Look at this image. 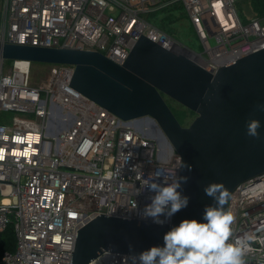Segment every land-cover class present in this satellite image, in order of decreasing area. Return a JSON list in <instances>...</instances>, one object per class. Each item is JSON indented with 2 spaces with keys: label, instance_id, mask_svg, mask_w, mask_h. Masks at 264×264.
Instances as JSON below:
<instances>
[{
  "label": "built area",
  "instance_id": "1",
  "mask_svg": "<svg viewBox=\"0 0 264 264\" xmlns=\"http://www.w3.org/2000/svg\"><path fill=\"white\" fill-rule=\"evenodd\" d=\"M246 1L0 0V42L99 51L122 64L144 35L214 72L264 47V18L237 8ZM171 2L182 4L200 50L147 18ZM12 61L0 58V232L12 224L15 248L0 264H70L80 227L100 213L141 219L155 194L145 183H170L180 157L68 85L74 65L51 64L32 84L30 61ZM226 210L236 217L231 240L254 236L245 264H264V172L236 186ZM132 256L103 250L88 264H135Z\"/></svg>",
  "mask_w": 264,
  "mask_h": 264
},
{
  "label": "water",
  "instance_id": "2",
  "mask_svg": "<svg viewBox=\"0 0 264 264\" xmlns=\"http://www.w3.org/2000/svg\"><path fill=\"white\" fill-rule=\"evenodd\" d=\"M0 58L74 65L68 85L122 120L152 119L168 151L191 166L179 169V176L189 179L178 191L189 203L170 222L161 226L100 213L76 231L70 264H88L103 250L139 255L162 247L164 235L183 220L206 222L205 207L216 203L205 194L207 185L222 183L230 195L264 172V110L259 107L264 105V47L214 72L186 50L164 47L144 35L122 64L99 51L12 42H0ZM164 96L195 113L187 126L180 124ZM251 119L261 122L258 138L246 134Z\"/></svg>",
  "mask_w": 264,
  "mask_h": 264
},
{
  "label": "clouds",
  "instance_id": "3",
  "mask_svg": "<svg viewBox=\"0 0 264 264\" xmlns=\"http://www.w3.org/2000/svg\"><path fill=\"white\" fill-rule=\"evenodd\" d=\"M259 107L264 110V105ZM260 127L259 120L251 119L246 122V134L258 138ZM179 168L191 170V166L186 165L182 158L179 159ZM188 179L187 176H176L170 183H145L144 188L155 194L149 197L150 203L143 208L140 218L151 219L162 226L176 212L187 207L189 197L182 195L178 189ZM204 192L216 202L213 206L205 207L203 219L206 222L183 220L164 235L162 247L153 246L139 255H133L135 264L137 261L139 264H245L244 257L254 236L245 234L231 240L236 217L224 207L229 197L227 188L222 183L214 182L207 185Z\"/></svg>",
  "mask_w": 264,
  "mask_h": 264
},
{
  "label": "rangeland",
  "instance_id": "4",
  "mask_svg": "<svg viewBox=\"0 0 264 264\" xmlns=\"http://www.w3.org/2000/svg\"><path fill=\"white\" fill-rule=\"evenodd\" d=\"M161 1L165 2L164 0ZM243 4L244 5H242L241 2L237 3V8L240 13L243 12L244 6L246 7L249 6L248 1L244 2ZM159 9L147 14L149 20L153 21L155 24L156 22H160L162 18L161 16L158 15L154 16V14L159 11ZM175 15H178V13L176 12ZM0 21H1V15H0ZM165 25L166 27L172 30L171 35L173 36V38L183 43L184 45L193 48L194 50L197 51L200 50L199 44L195 36L193 35L191 31V27L189 26V22L186 18H177L176 20L173 18V21L166 23ZM5 66L6 67L15 66V63L12 60H6ZM52 68H55V66L48 63L29 62L28 70L30 74L31 83L37 84L47 79ZM164 98L167 104L169 105V107L171 108V110L173 111V113L175 114V116L177 117L180 124H182L183 126H187L193 120V118L195 117V113H193L192 111H190L189 109H187L186 107L179 104L178 102H176L175 100H173L168 96H164ZM55 117L52 118L53 122H56ZM133 125L136 129L143 131L145 135L153 138L157 143V145L158 144L160 145V146L158 145V147H160L161 149H163V151H165L164 153L161 154H165L167 152L166 147L161 142L160 130L158 129L157 125L152 119L145 117H136L133 121Z\"/></svg>",
  "mask_w": 264,
  "mask_h": 264
},
{
  "label": "trees",
  "instance_id": "5",
  "mask_svg": "<svg viewBox=\"0 0 264 264\" xmlns=\"http://www.w3.org/2000/svg\"><path fill=\"white\" fill-rule=\"evenodd\" d=\"M167 2L168 0H164ZM248 5L250 9L249 13L255 14L264 18V0H248ZM178 15H175V13ZM161 14V15H159ZM161 16L160 22H156V25L163 31L171 34L172 30L166 27V23L173 21V18H186V13L183 9V6L180 2H171L165 4L159 9L154 16ZM148 18V17H147ZM149 19V18H148ZM15 248V234L13 231L12 224H9L5 230L0 232V256L4 252H12Z\"/></svg>",
  "mask_w": 264,
  "mask_h": 264
},
{
  "label": "bare ground",
  "instance_id": "6",
  "mask_svg": "<svg viewBox=\"0 0 264 264\" xmlns=\"http://www.w3.org/2000/svg\"><path fill=\"white\" fill-rule=\"evenodd\" d=\"M54 111L58 112L56 108H54ZM55 120H56V119H55ZM161 142L163 143V140H161ZM163 144H164V143H163ZM158 145H159V144H158ZM159 146H160V145H159ZM164 146L166 147V149L168 148L166 145H164ZM166 149H165V150H166ZM159 151H160L161 153H164V152H165V151H163V149H161L160 147H159ZM167 151H168V149H167ZM166 153H167V152H166ZM166 153H165V154H166ZM165 154H162V155H165Z\"/></svg>",
  "mask_w": 264,
  "mask_h": 264
}]
</instances>
